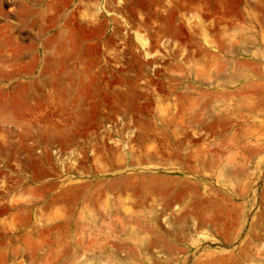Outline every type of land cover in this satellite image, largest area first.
I'll return each mask as SVG.
<instances>
[{"label": "rangeland", "instance_id": "1", "mask_svg": "<svg viewBox=\"0 0 264 264\" xmlns=\"http://www.w3.org/2000/svg\"><path fill=\"white\" fill-rule=\"evenodd\" d=\"M0 69V264H264V0H0Z\"/></svg>", "mask_w": 264, "mask_h": 264}, {"label": "bare ground", "instance_id": "2", "mask_svg": "<svg viewBox=\"0 0 264 264\" xmlns=\"http://www.w3.org/2000/svg\"><path fill=\"white\" fill-rule=\"evenodd\" d=\"M10 72V71H9ZM21 72V71H19ZM0 77H4L6 78L7 76L5 75V73L0 69ZM9 78V77H8ZM191 128V127H190Z\"/></svg>", "mask_w": 264, "mask_h": 264}]
</instances>
